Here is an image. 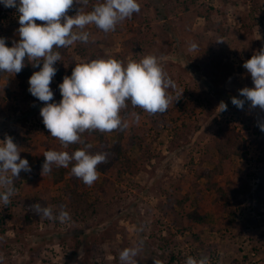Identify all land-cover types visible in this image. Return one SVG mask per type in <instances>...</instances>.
I'll use <instances>...</instances> for the list:
<instances>
[{"label":"rangeland","instance_id":"obj_1","mask_svg":"<svg viewBox=\"0 0 264 264\" xmlns=\"http://www.w3.org/2000/svg\"><path fill=\"white\" fill-rule=\"evenodd\" d=\"M246 1L138 0L140 12L115 31L89 25L88 43L55 50L61 54L50 84L55 103L62 99L58 86L63 78L71 76L77 63L91 59L126 64L153 55L176 84L168 90L173 103L164 114H148L130 103L121 111L123 117L129 113L122 144L132 145L127 152L131 166L98 170L92 186L83 183L87 200L81 212L62 194L67 173L50 186L35 179L41 176L33 170L36 157L47 145L61 143L42 122L44 103L28 91L30 76L40 68L31 71L22 87L16 74L0 73V141L11 136L32 169L20 172L10 204L0 202V264H121L120 252L140 240L137 264H186L189 256H207L209 264H264V132L259 127L264 111L250 108L249 101L243 109L231 102L232 97L244 99L240 89L254 87L243 64L264 47V0ZM102 2L74 3L68 15L81 7L90 12ZM18 15L0 3V37L7 38L8 47L19 41ZM192 43L197 50H189ZM221 101L226 111H219ZM232 129L246 153L232 156L212 180L242 188L229 206L233 219L222 210L226 199L216 202V188L208 190L206 180L195 179L200 169L213 168L208 160L217 156L213 144L222 131ZM106 138L114 146L116 134ZM30 180L37 181L33 192H44L40 204L54 213L63 207L70 221L27 213L22 201ZM183 196L182 203L170 201ZM184 210L197 211L204 224L188 223Z\"/></svg>","mask_w":264,"mask_h":264},{"label":"clouds","instance_id":"obj_2","mask_svg":"<svg viewBox=\"0 0 264 264\" xmlns=\"http://www.w3.org/2000/svg\"><path fill=\"white\" fill-rule=\"evenodd\" d=\"M5 7L18 12L19 41L6 46V39L0 37V73L17 74L25 67V60L34 68H40L29 78L30 94L44 103L40 109L42 122L51 136L67 148L70 144L81 143V134L86 131L111 133L128 128V122L121 111L130 103L133 108L142 109L148 114H164L173 103L168 90L175 89V82L168 76L153 55L144 56L139 61L129 60L126 64L115 58H98L77 63L71 76H65L59 84L62 99L52 102L53 90L50 88L58 69L54 65L61 60V54L54 49L67 48L79 41L89 42V32L85 28L94 25L104 33L115 31L116 26L133 14L140 12L138 0H103L93 6L90 12L82 7L74 16L68 12L73 4L85 6L88 0H0ZM43 24H37L36 21ZM217 42H223L222 40ZM192 43L190 51L197 50ZM42 62V67H40ZM243 67L251 75L254 87L239 90L244 99L232 97L231 102L243 109L245 102L250 108L257 106L264 111V47L244 62ZM219 111H226L227 105L221 101ZM139 114L135 115L138 123ZM264 132V122L259 123ZM89 146L68 151L47 150L43 153L41 175L50 173L53 166L68 168L71 174L85 185L92 186L99 178L98 166L108 163L106 152H90ZM27 159L20 157L17 144L11 136L0 141V202L4 207L10 204L15 193L14 180L21 171L31 172ZM11 175H8V174ZM36 215L48 220L70 221L68 211L61 207L54 213L52 207L39 202L29 206ZM143 240L135 247L125 248L119 254L121 264H137L136 257L142 250ZM154 264H161L154 260ZM186 264H209V258H187Z\"/></svg>","mask_w":264,"mask_h":264},{"label":"trees","instance_id":"obj_3","mask_svg":"<svg viewBox=\"0 0 264 264\" xmlns=\"http://www.w3.org/2000/svg\"><path fill=\"white\" fill-rule=\"evenodd\" d=\"M252 1V0H250ZM247 2L244 0V3ZM18 30V29H17ZM18 33V31H17ZM19 37V35H18ZM20 39V38H19ZM60 49V48H59ZM57 49H54V51ZM34 69L32 66V63L25 60V67L21 70V72L16 74V77L18 79V86L22 87L25 84L26 78L30 75L31 71ZM129 113L125 112L123 115L127 116ZM124 116V117H125ZM116 134V142L114 146H108V140L106 138L107 133H101L99 131H86L81 134V143L76 144H70L67 148H65L61 143H53L50 145H47L44 152L47 150H56V151H68L69 153L77 150V149H83L85 146H89L88 150L90 152H106L108 155V163L101 164L98 166L99 171H113L116 168L120 169H128L131 164L129 163L128 159V149L131 147V144H127L124 146L122 144L123 142V130H114L113 131ZM93 143V144H92ZM213 149L216 151L217 156L216 159L210 158L208 159L210 164L213 165V168L208 169H200V172L195 176V179L202 178L206 180V187L208 190L212 188H216V191L218 192L216 202L220 201V199H226L225 204H222V210L223 212L228 213L233 219V215L230 213V203L236 195H238V190L242 192L241 187H237V185H220L219 183H216L213 179V177L216 174L222 173L223 165L228 163L230 161V158L233 156L235 157H243L246 153V149L242 143V140L239 139V135L234 132V130H224L218 135V139L213 144ZM43 152V153H44ZM45 157L43 154H40L36 157V163L33 166V170L35 171L36 175L41 174L42 171V164L44 163ZM71 167L72 164L69 165L68 168L64 167H56L53 166L52 171L50 173L44 174V175H50L51 178L48 181H44V175L39 177H36L35 179L39 182H44L46 186H50L53 183L59 181V179H62L64 174H68V178L64 181V187L62 189V194L68 199L70 203V207L74 209H79L81 212V208L86 203V192L83 187V182L77 178H75L71 174ZM36 180H30L29 187H28V193L26 197L22 201L23 208L27 211V213L31 214L30 205L34 203H42L43 202V191L42 192H33L32 190H36ZM213 181V182H212ZM19 185V178L14 180V187H18ZM240 188V189H239ZM187 197L183 196L181 199H175L171 198L170 201H175L177 203H182L186 201ZM183 219H185L188 223H199L200 225L204 224V217L199 214L197 211H190V210H184L182 211ZM26 218H28L26 216ZM1 224V219H0ZM186 229V228H185ZM3 231V228L1 229V232Z\"/></svg>","mask_w":264,"mask_h":264}]
</instances>
